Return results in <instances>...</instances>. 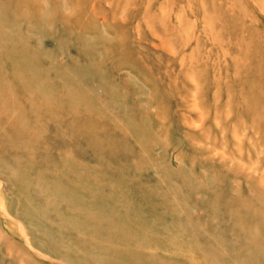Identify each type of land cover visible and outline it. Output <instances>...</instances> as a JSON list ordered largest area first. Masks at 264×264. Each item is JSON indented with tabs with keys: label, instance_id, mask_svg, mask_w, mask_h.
Masks as SVG:
<instances>
[{
	"label": "rangeland",
	"instance_id": "obj_1",
	"mask_svg": "<svg viewBox=\"0 0 264 264\" xmlns=\"http://www.w3.org/2000/svg\"><path fill=\"white\" fill-rule=\"evenodd\" d=\"M0 264H264V0H0Z\"/></svg>",
	"mask_w": 264,
	"mask_h": 264
},
{
	"label": "bare ground",
	"instance_id": "obj_2",
	"mask_svg": "<svg viewBox=\"0 0 264 264\" xmlns=\"http://www.w3.org/2000/svg\"><path fill=\"white\" fill-rule=\"evenodd\" d=\"M176 200V199H175ZM188 229V228H187ZM254 238H256V237H254ZM258 244V243H257ZM258 250V249H257ZM260 252H261V254L263 253V251L260 249Z\"/></svg>",
	"mask_w": 264,
	"mask_h": 264
}]
</instances>
